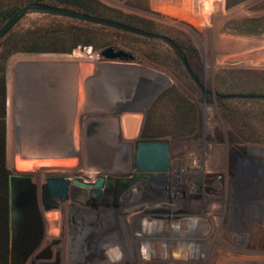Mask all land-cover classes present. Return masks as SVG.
Here are the masks:
<instances>
[{
  "label": "rangeland",
  "instance_id": "rangeland-1",
  "mask_svg": "<svg viewBox=\"0 0 264 264\" xmlns=\"http://www.w3.org/2000/svg\"><path fill=\"white\" fill-rule=\"evenodd\" d=\"M98 1L150 20L172 37L190 42L200 57L199 85L184 66L163 62L173 56L166 43L145 37H118L120 43L114 49L130 54L132 60L108 61L101 56L103 50L92 47H77L69 54L11 56L5 75L6 100L9 77L12 93L9 140L5 122V168L29 178L37 190L38 206L35 212H24L19 223L20 239L27 249L20 264H84L96 250V231L92 229L99 230V238L105 237L102 228L110 231L107 237L117 238L121 230L110 211L125 207L129 192L145 190L156 180L175 186L178 198L171 196L167 205L161 201L152 206L140 205L145 207L142 213L148 218L143 223L144 230L155 221L164 229L170 227L175 236L190 227L193 216L208 214L199 230V224L194 223L196 234L192 238L215 246L209 264H264V142H247L235 134L237 130L218 106L214 81L222 69H264V34L250 35L226 28L229 23L264 17V0H192L191 8L200 10L201 18L193 12L191 20L174 13L179 7L186 11L189 0H151L150 11L133 8L128 0ZM58 18L33 12L14 29ZM151 55H158V60L152 61ZM166 91L172 98L155 107ZM79 92L84 95L83 122L79 117L70 126L72 116L66 120L64 115L66 104L68 113L76 111ZM55 93L58 100L60 95L63 97V104H55ZM182 108L188 118H179L177 110ZM140 141L169 144L168 171L136 170L131 156ZM185 156H194L207 173L182 178L178 172L183 166L179 164ZM241 162L258 164L261 180L252 185L243 179L246 184H239ZM118 168L124 172L119 173ZM49 179L66 180L68 184L66 199L53 197L46 209L43 192ZM99 179L103 180L102 187H93ZM74 181L89 186L86 198L74 197ZM96 190L98 195L93 193ZM158 194L154 192L152 199ZM127 234V238L132 237L130 231ZM14 235L13 230L12 244ZM9 251L13 253V245ZM118 251L120 263L114 264H137V260L141 264H162L150 263L143 248L125 244ZM104 253L98 256L99 261L118 256L107 247ZM168 255L172 257L168 264H206L204 257L182 261Z\"/></svg>",
  "mask_w": 264,
  "mask_h": 264
},
{
  "label": "trees",
  "instance_id": "trees-1",
  "mask_svg": "<svg viewBox=\"0 0 264 264\" xmlns=\"http://www.w3.org/2000/svg\"><path fill=\"white\" fill-rule=\"evenodd\" d=\"M241 1L243 0H236L234 3ZM31 4L60 7L85 15L122 23L148 33L166 36L180 48L193 74L198 80L200 78V57L197 49L190 42L172 37L166 31H163L159 25L150 20L125 14L117 9L104 5L98 0H0V29L23 8ZM128 4L142 11H150L152 9L151 0H128ZM191 4L192 0H189L186 11L179 7L174 12L176 17L191 20L193 18L191 15L193 12L196 16L200 17L198 12L201 11H193ZM50 15L60 18L43 25H36L19 31L13 27L0 39V264H20L27 250L24 249L23 243L21 242V224H18L12 244L13 253L10 254L9 251V214L6 203L9 171L5 168V75L8 59L18 53L69 54L77 47H92L98 50H105L107 48H117V44L120 43L118 40L119 36L143 38L120 29L78 21L68 17ZM226 28L233 29L238 33L244 32L250 35H262L264 34V17L246 19L235 25L234 23H229L226 25ZM147 40L156 41L155 39ZM171 53L173 56L166 57L163 62L178 67L183 66L175 52L172 50ZM151 60L157 61L158 55L153 57L151 55ZM214 81L218 106L223 117L231 123L235 131L237 130L235 134H238V136L247 142H264V130L262 129L264 126V69H222L216 73ZM7 89V137L9 140V117L12 94L11 77H9L7 82ZM169 93V91L164 92L155 103V107L164 101V99L171 97ZM225 95H236L240 97H222ZM177 111L179 118L184 119V117H187L184 108ZM185 124L187 125V120Z\"/></svg>",
  "mask_w": 264,
  "mask_h": 264
},
{
  "label": "bare ground",
  "instance_id": "bare-ground-1",
  "mask_svg": "<svg viewBox=\"0 0 264 264\" xmlns=\"http://www.w3.org/2000/svg\"><path fill=\"white\" fill-rule=\"evenodd\" d=\"M134 156H135V154H134ZM134 156H133V154L131 156L132 157L131 158L132 164H134ZM189 163H191L190 167H188ZM179 165L183 166L182 168H180V171L178 172V174L181 173L182 178L187 177L189 175L198 174L199 172H200V174H203L204 172L207 173V169H205L202 166V163L199 160H196L194 156H185V158L182 160L181 164H179ZM185 166H187V167L185 170H183V168H185ZM118 170H119L118 171L119 173H121V171L124 172L122 168H118ZM238 171L241 172L240 177H239L240 178L239 184H241V183L246 184L245 182L247 181L253 185V184H255V182H259L261 180L262 173H261L260 168L258 167V164H247V163L245 164L244 162H241L239 164V170ZM100 173L104 175L103 172H100ZM243 179H245L246 181L244 180L245 182H243ZM175 182H177V181H175ZM170 185L164 184V182H162L160 180H156V181H153L149 185V188H146L148 191H146V189L144 190L142 188V189H140L141 191L139 190V192H133V191L129 192L127 197H126V200H125L126 206L121 207L120 209H118L115 212L110 211V213L112 214L110 217L115 218V220L117 221V225L119 227V230H121L122 233L120 231V235L119 234H118V236L116 235L117 238H114V236L107 237V234H110V231H105L102 228L101 232L103 233V235L105 237L99 238V236H98L99 230L96 227L93 228L92 230L96 231V233H94L95 235L93 234L95 237V239L93 241V246L96 248V250L87 258V260L84 262V264L120 263V261H119L120 252L118 251V247H120L121 245H125V244H127L129 247L130 246H132V247L136 246L137 249L143 248L145 250V252L149 255L148 256L149 258H147V260H149L150 263L151 262L162 263V264L171 263L172 257L170 258L169 257L170 255H168L169 253H171L175 259L180 258L182 261H184V259H186L188 257H193V258L195 257V259L204 257L205 258L204 262L206 264L207 263L209 264V259L211 258V254H213V250H214L215 246L213 244H210L211 242H209V241L201 242L198 238H196V239L192 238V236L193 237L195 236L194 233L196 234V230L193 231V229H195L194 223L197 222V224H199L198 225L199 226L198 230H199V228L201 227L200 226L201 221L203 222V225H204V223H205L204 217L208 216V214L205 216L204 215L203 216L195 215L192 218L190 217L191 218V221L189 223L190 227L187 228V230L184 229L185 231H183V232H181V230H179L178 234L175 236L172 234L173 231L170 229V227L164 229V227L163 228L161 227L163 224L162 225L156 224L155 221H153V222L151 221L152 226H150V228L147 227V228H145V230H144V228H142V226L145 224V222L148 220V218L145 217L142 213L143 212L142 210H144L145 207H139V206L143 205V204H146V206L151 204V206H152L155 203L160 202V201L167 205V204H169L168 199L171 198V196L174 199L178 198L176 195L177 190H176L175 186L171 187ZM72 187H74V186H72ZM84 188H86L87 190L84 191V190H82V187L75 186V189L78 191L79 199H83V196L85 197L86 193L89 190L88 189L89 186H87V185ZM154 192H155V194H158V193L159 194L156 198L152 199V197L154 196ZM211 215L212 214H210L209 217ZM117 217H118L119 221L117 220ZM91 219L93 220L94 216ZM153 225H155L154 228H153ZM103 227H105V226H103ZM166 227H167V225H166ZM155 228H156V230L153 231ZM175 228H177V227L175 226ZM137 230H139V231H137ZM128 231L131 232L132 237L127 238V235H128L127 232ZM189 231H192L193 234ZM124 233H126V235H124ZM88 239H89V237H88ZM106 247L109 249H113L115 251V255L118 254V256L112 257L111 260L108 259L109 257L105 256L106 257L105 260L99 261L100 258H98V256L101 255V253H104V251H106ZM193 258H192V260H194ZM223 261H224V259H223ZM135 262L137 264H141L140 261H138V260ZM62 264H66V262L63 261ZM218 264H220V263H218Z\"/></svg>",
  "mask_w": 264,
  "mask_h": 264
},
{
  "label": "water",
  "instance_id": "water-1",
  "mask_svg": "<svg viewBox=\"0 0 264 264\" xmlns=\"http://www.w3.org/2000/svg\"><path fill=\"white\" fill-rule=\"evenodd\" d=\"M44 13V14H52L62 17L72 18L78 21L93 23L97 25L107 26L114 29H120L122 31L132 33L141 37L150 38V39H157L166 43L177 55L180 59L182 65L184 66L185 70L189 74V76L198 83L197 78L193 74L187 60L180 50V48L168 37L159 35V34H152L145 32L143 30L106 20L101 19L89 15H85L82 13H78L76 11L60 8V7H48L39 4H31L23 8L17 15H15L6 25H4L0 29V39L3 38L15 25L27 14L29 13ZM101 56L108 61H122V60H132L133 57L121 50H115L114 48H107L101 52ZM224 98H234L240 97L236 95H225L222 96ZM169 154H170V147L169 144L166 142L160 141H140L136 145V151L134 156V164L136 170L139 172H166L169 169ZM12 177V175L10 176ZM75 185L80 187H86L83 183L74 181ZM67 181L66 180H53L50 179L47 182V189L49 196L53 197H60L62 200L66 199V189H67ZM103 180L99 179L98 182L94 185L95 188L102 187ZM95 195L99 194V191H93ZM73 195L75 198L79 199L78 191L73 187ZM44 200H47L46 194L44 193ZM16 213V211H15ZM13 212L11 211L9 214V246H12V236H13Z\"/></svg>",
  "mask_w": 264,
  "mask_h": 264
},
{
  "label": "flooded vegetation",
  "instance_id": "flooded-vegetation-1",
  "mask_svg": "<svg viewBox=\"0 0 264 264\" xmlns=\"http://www.w3.org/2000/svg\"><path fill=\"white\" fill-rule=\"evenodd\" d=\"M5 122H6V115H5ZM48 124H51V123H48ZM49 128L47 131H50ZM36 135L40 136V134H36ZM36 135L33 137L38 138L39 136L37 137ZM11 175L12 177H10ZM44 193L46 194V197L48 196L46 201L44 200V197H43V203H44L45 208L47 209L50 207V205L46 203L47 202L52 203L51 197L49 196V193H48L47 184L44 187L43 195ZM6 203L8 207V214H10L11 211L14 213L12 229L16 231L17 225L21 223L20 220L24 212L26 211H28L29 213L35 212L37 211V207H38L37 206V190H36V187L33 186V184L30 182L28 177L24 175L9 172V175L7 178ZM55 212L56 210L52 212H44V215L49 216L50 214L55 213Z\"/></svg>",
  "mask_w": 264,
  "mask_h": 264
},
{
  "label": "crops",
  "instance_id": "crops-1",
  "mask_svg": "<svg viewBox=\"0 0 264 264\" xmlns=\"http://www.w3.org/2000/svg\"><path fill=\"white\" fill-rule=\"evenodd\" d=\"M61 66L59 65V67H61ZM52 67H56V66H52ZM16 91H17V89H16ZM7 93H8V89H7ZM86 95L88 96V93ZM54 96H55L54 102H55L56 105H58L59 102L62 101L63 97H61V95H60L59 96V100H58L56 93L54 94ZM83 96L84 95H83L82 92H79V94H77V99H76L77 100V102H76L77 110L72 112V113H68V110H67L68 109V104H66L67 108H66V113H64V115H65L66 120L70 119V115L72 116L70 121H69L70 122V126H73L74 123L77 122L75 120H77V118H79V117H82L83 114H84V111L82 112V110L84 109V106H85L84 103H83ZM61 104H63V102H60V105ZM7 115H8V94H7V100H6V122H7V118H8ZM12 121H13V119H12ZM82 122H83V117H82ZM68 129H69V127L66 128V130H68Z\"/></svg>",
  "mask_w": 264,
  "mask_h": 264
},
{
  "label": "built area",
  "instance_id": "built-area-1",
  "mask_svg": "<svg viewBox=\"0 0 264 264\" xmlns=\"http://www.w3.org/2000/svg\"><path fill=\"white\" fill-rule=\"evenodd\" d=\"M96 57H97V58H99V56H98V55H97Z\"/></svg>",
  "mask_w": 264,
  "mask_h": 264
}]
</instances>
